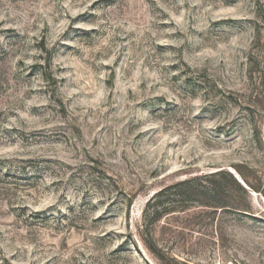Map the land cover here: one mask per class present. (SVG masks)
<instances>
[{"label": "rangeland", "instance_id": "obj_1", "mask_svg": "<svg viewBox=\"0 0 264 264\" xmlns=\"http://www.w3.org/2000/svg\"><path fill=\"white\" fill-rule=\"evenodd\" d=\"M0 264H264V0H0Z\"/></svg>", "mask_w": 264, "mask_h": 264}, {"label": "trees", "instance_id": "obj_2", "mask_svg": "<svg viewBox=\"0 0 264 264\" xmlns=\"http://www.w3.org/2000/svg\"><path fill=\"white\" fill-rule=\"evenodd\" d=\"M242 174V173H241ZM208 178H210V182H212V184H210L208 186V189L210 191V193L212 194H218L219 193V183H221V181L223 179H228L229 182H231V185H233L234 187H238L239 189L243 190V191H247L246 188L238 181V179L229 171H224V170H220L217 171L215 173H211L207 176ZM218 177V179H216ZM242 177L244 179V181L251 187L256 189V187H254L253 185H251V183H249V181H247L246 177L242 174ZM196 179L198 180V178H193V179H186L184 181H181L180 183L174 185V187H181V186H186L189 185L191 183H194L196 181ZM216 183V184H215ZM171 187H166L164 189H162L161 191H159L158 193H156V195L154 196V198H160L161 196H163ZM159 203H155L154 207H158ZM156 212V211H155ZM163 214V213H162ZM160 212L158 213V217H161L160 215H162Z\"/></svg>", "mask_w": 264, "mask_h": 264}, {"label": "water", "instance_id": "obj_3", "mask_svg": "<svg viewBox=\"0 0 264 264\" xmlns=\"http://www.w3.org/2000/svg\"><path fill=\"white\" fill-rule=\"evenodd\" d=\"M236 178L238 179V181H239L241 184H243L247 189H249L248 186L246 185V183L242 180V178H240L239 176H236Z\"/></svg>", "mask_w": 264, "mask_h": 264}]
</instances>
